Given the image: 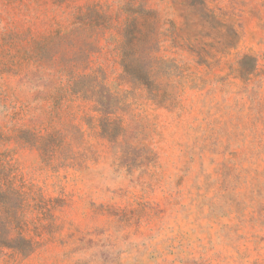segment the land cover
Here are the masks:
<instances>
[{
    "label": "rangeland",
    "instance_id": "1",
    "mask_svg": "<svg viewBox=\"0 0 264 264\" xmlns=\"http://www.w3.org/2000/svg\"><path fill=\"white\" fill-rule=\"evenodd\" d=\"M11 183L0 264H264V0H0Z\"/></svg>",
    "mask_w": 264,
    "mask_h": 264
},
{
    "label": "trees",
    "instance_id": "2",
    "mask_svg": "<svg viewBox=\"0 0 264 264\" xmlns=\"http://www.w3.org/2000/svg\"><path fill=\"white\" fill-rule=\"evenodd\" d=\"M101 107V106H100ZM102 116L99 127L106 132L111 129L109 114L99 111ZM30 198L23 188L15 185L0 184V252L11 251L23 258H28L37 249L33 240L24 236L30 223L26 218Z\"/></svg>",
    "mask_w": 264,
    "mask_h": 264
}]
</instances>
